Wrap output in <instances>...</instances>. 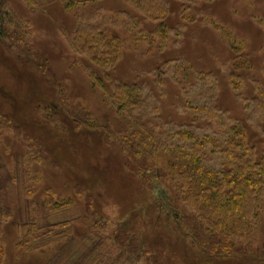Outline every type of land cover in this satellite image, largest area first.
Segmentation results:
<instances>
[{"label":"rangeland","instance_id":"rangeland-1","mask_svg":"<svg viewBox=\"0 0 264 264\" xmlns=\"http://www.w3.org/2000/svg\"><path fill=\"white\" fill-rule=\"evenodd\" d=\"M30 1L0 0V10L20 21L23 49L9 53L0 43V208L11 214L0 220V264H204L175 222L177 178L167 170L166 151L189 131L209 141L204 166L221 171L218 149L238 125L261 157L264 113L253 99L264 90V0ZM71 1L79 3L69 8ZM81 23L120 40L113 67L70 50ZM159 28L164 32L156 37ZM121 84L137 87L143 99L130 114L119 113L112 100ZM210 96L214 120L201 113ZM107 131L151 137L158 168L137 176ZM46 192L71 204L46 206ZM256 208L258 219L243 241L253 253L213 264L264 263V197ZM28 221L66 222L71 242L18 251L17 228ZM116 235L141 249L134 255L120 249Z\"/></svg>","mask_w":264,"mask_h":264},{"label":"trees","instance_id":"trees-1","mask_svg":"<svg viewBox=\"0 0 264 264\" xmlns=\"http://www.w3.org/2000/svg\"><path fill=\"white\" fill-rule=\"evenodd\" d=\"M24 2L31 5L30 0ZM78 3L71 1L68 7ZM143 13L149 14L146 11ZM120 18L119 14L116 20ZM19 26L20 21L14 14L0 10V43L10 49L9 53L15 52V48L23 50ZM163 32L164 29L159 28L154 35L160 37ZM8 41L11 42L10 45ZM68 46L73 52L85 56L91 63L104 69L113 67L121 52L119 39L101 32L96 26L82 23L78 25ZM100 88L104 90L103 85H100ZM112 100L119 113L130 114L143 105L139 89L124 84L116 86ZM253 105L255 110L264 113V90L257 92ZM206 109L204 108L201 113H204L208 120L217 118L213 96L208 98ZM227 133L218 149V154L226 165L221 171L204 166L209 141L207 138L200 139L189 131L178 133L180 145L166 151L167 170L177 178V186L171 195L174 200L171 202V208L176 215L175 222L179 225L182 236L194 242L201 253L200 257L204 258V264H213L214 261L218 263L222 257L226 259L247 257L253 253L252 250L245 248L243 241L251 236L252 231L249 230L258 219L256 205L264 197V144L262 155L257 158L255 148L240 126L231 127ZM106 140L123 154L132 172L137 176L144 177L158 168L159 147L145 133L117 135L107 131ZM24 191L27 195L33 194L30 189ZM44 204L57 209L71 203L69 200L56 201L51 193L46 192ZM181 209H186L191 215H180ZM10 218L9 210L0 208V220ZM71 233L72 227L66 222L40 227L36 222L28 221L18 225L16 249L36 252L71 242ZM113 238V242L120 249L127 250L131 255L135 254L136 249H141L139 243L127 235L125 237L116 235ZM3 254L0 241V262ZM87 256L82 258L84 262L89 259ZM70 260L74 261V257H70ZM95 260H91L90 264H97ZM149 264H160V261L152 259Z\"/></svg>","mask_w":264,"mask_h":264}]
</instances>
